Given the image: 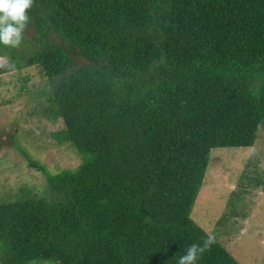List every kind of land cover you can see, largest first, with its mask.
<instances>
[{"label": "trees", "instance_id": "1", "mask_svg": "<svg viewBox=\"0 0 264 264\" xmlns=\"http://www.w3.org/2000/svg\"><path fill=\"white\" fill-rule=\"evenodd\" d=\"M28 16L0 75L38 69L51 135L80 161L0 203V264H178L208 236L198 264H239L189 213L210 149L251 146L264 121V0H34ZM253 165L238 187L262 185Z\"/></svg>", "mask_w": 264, "mask_h": 264}, {"label": "rangeland", "instance_id": "2", "mask_svg": "<svg viewBox=\"0 0 264 264\" xmlns=\"http://www.w3.org/2000/svg\"><path fill=\"white\" fill-rule=\"evenodd\" d=\"M45 82L34 66L0 75V203L13 200L19 187L41 193L45 174L73 168L80 161L67 143L51 135L61 121H52L41 110ZM248 158L257 168L252 175H262V185L256 188L236 185ZM241 180L246 185L247 177ZM189 216L216 235L239 264H263L264 121L251 146L210 149Z\"/></svg>", "mask_w": 264, "mask_h": 264}, {"label": "clouds", "instance_id": "3", "mask_svg": "<svg viewBox=\"0 0 264 264\" xmlns=\"http://www.w3.org/2000/svg\"><path fill=\"white\" fill-rule=\"evenodd\" d=\"M33 3L34 0H0V45L17 48L22 44ZM0 61L6 62L9 68L14 67L10 58L0 57ZM214 243V237L208 236L201 243L190 244L179 257L178 264H198Z\"/></svg>", "mask_w": 264, "mask_h": 264}]
</instances>
